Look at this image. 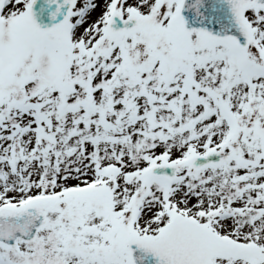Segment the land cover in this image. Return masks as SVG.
Returning a JSON list of instances; mask_svg holds the SVG:
<instances>
[{
  "label": "snow or ice",
  "instance_id": "snow-or-ice-1",
  "mask_svg": "<svg viewBox=\"0 0 264 264\" xmlns=\"http://www.w3.org/2000/svg\"><path fill=\"white\" fill-rule=\"evenodd\" d=\"M38 3L0 0V264H264V0Z\"/></svg>",
  "mask_w": 264,
  "mask_h": 264
},
{
  "label": "water",
  "instance_id": "water-1",
  "mask_svg": "<svg viewBox=\"0 0 264 264\" xmlns=\"http://www.w3.org/2000/svg\"><path fill=\"white\" fill-rule=\"evenodd\" d=\"M43 7H46V0H40V3H38V5H37L38 11L42 10ZM52 8H54V5L52 6ZM48 11H51V8H48ZM39 18H41L42 21L44 19V17H42V16Z\"/></svg>",
  "mask_w": 264,
  "mask_h": 264
}]
</instances>
